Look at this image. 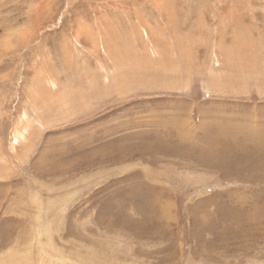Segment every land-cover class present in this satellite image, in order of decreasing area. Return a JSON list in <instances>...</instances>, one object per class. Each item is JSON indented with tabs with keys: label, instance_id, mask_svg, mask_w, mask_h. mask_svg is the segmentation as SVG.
<instances>
[{
	"label": "rangeland",
	"instance_id": "rangeland-1",
	"mask_svg": "<svg viewBox=\"0 0 264 264\" xmlns=\"http://www.w3.org/2000/svg\"><path fill=\"white\" fill-rule=\"evenodd\" d=\"M0 264H264V0H0Z\"/></svg>",
	"mask_w": 264,
	"mask_h": 264
}]
</instances>
